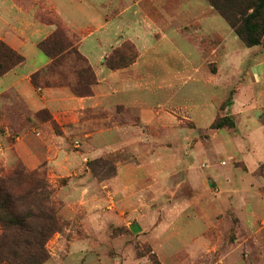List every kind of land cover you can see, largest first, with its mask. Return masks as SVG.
<instances>
[{
  "label": "rangeland",
  "instance_id": "1",
  "mask_svg": "<svg viewBox=\"0 0 264 264\" xmlns=\"http://www.w3.org/2000/svg\"><path fill=\"white\" fill-rule=\"evenodd\" d=\"M70 1L0 0L22 77L49 62L37 45L57 29L85 59L80 48H110L97 69L87 59L103 106L58 121L40 111L47 126L23 136L35 113L0 98V171H38L66 225L44 264H264V39L247 48L208 0H73L85 28L71 30L56 10ZM124 23L149 26L136 36ZM73 66L51 80L63 86L34 89L74 95Z\"/></svg>",
  "mask_w": 264,
  "mask_h": 264
},
{
  "label": "trees",
  "instance_id": "2",
  "mask_svg": "<svg viewBox=\"0 0 264 264\" xmlns=\"http://www.w3.org/2000/svg\"><path fill=\"white\" fill-rule=\"evenodd\" d=\"M247 48L261 45L264 39V0H208ZM38 48L50 64L31 76L39 88L60 87L51 82L57 69L67 60L73 62L68 86L75 96L93 97L94 71L78 48L57 29ZM25 62V57L0 40V78ZM53 191L44 176L18 164L0 171V263L44 264L50 258L46 244L66 225L58 218Z\"/></svg>",
  "mask_w": 264,
  "mask_h": 264
},
{
  "label": "crops",
  "instance_id": "3",
  "mask_svg": "<svg viewBox=\"0 0 264 264\" xmlns=\"http://www.w3.org/2000/svg\"><path fill=\"white\" fill-rule=\"evenodd\" d=\"M69 3H71V7H72L70 13L68 12V10L66 11L62 9L60 2H57L56 10L58 12V15L71 30H79V29L85 28V26L78 25V22H77V17L80 16V13H81L78 10L79 5H73L74 3L73 0H71ZM139 3L140 2H138L137 4L140 7ZM137 15H138L137 19L141 21H145L144 19H148V16L146 15V13H144L142 9L140 8H139ZM89 18L90 17L87 16L85 21H87ZM9 20L10 19L8 18V21ZM110 26L111 25L108 24L106 28H109ZM147 26L149 25H146L144 27L137 25L136 28L135 27L130 28L128 25L124 23L123 30L120 29V31H125L126 33H128V35L134 34L136 36H141L142 34H144L142 32V29L147 28ZM44 29L47 30L48 32L50 28H48V26H45ZM174 30L178 32L176 30V27H174ZM41 32H42V29L40 31H37L35 34L37 35V34H40ZM5 34L6 35L4 37H0V39L5 41L15 51L20 52L19 51L20 47L23 46L22 40L19 39L18 37H15V35H12L9 31H7ZM109 49L110 48H80L81 52L85 55V57L89 60L90 64L95 69H97L98 66H100L102 59L104 58V54H106L109 51ZM49 63H50V60L43 69L28 73L23 77L18 75L16 72L17 69L19 68L18 66L17 68H15L14 70L10 71L9 73H7L6 75L0 78V83L1 81L8 79L9 77L13 78L12 81H10L6 87H2L0 85V98L2 95L6 93L12 94V97L18 101H21V103L23 104V108L27 109L28 112H30V114L35 113L34 122L36 121L37 125H34V122H29L28 119H26L25 117L24 126H27V130L23 129L22 131L24 132L23 136L25 133L28 134V132L31 129H35L39 127H41L40 129H42L44 126H47V123L41 122L39 121V118H37L36 114L39 113L40 111H43V110L49 111L51 116L56 121H58L60 120V117L64 114H65L64 117L65 116L75 117V116L80 115L83 110H92V109L98 108L99 106H103V103L101 100L107 96V93H104L103 91H101L102 89H101V86L99 85L97 86V89H96V95L93 97H87V98L75 97L74 95H72V93L69 90L64 89V88H45V89H38V90L34 89L31 83V76L37 72L45 70ZM116 75H118V73H113L112 77ZM121 83H122L121 85H126L129 82L122 81ZM22 84H26V86L24 87L25 89L23 91L20 90L19 88ZM98 89H101V90L99 91ZM33 93H37L38 100L35 99L34 97L30 99V96L32 97V95H34ZM35 102L37 103L36 106L34 105ZM20 114L23 115V113H20ZM19 140H20L19 147L22 151V155L24 153V155L28 157V155L26 154L27 152H29V150L26 148L28 145L22 144L21 138H19ZM23 141L24 140L22 138V142ZM33 159L34 161L32 160V162L34 164L37 161H36V158L33 157Z\"/></svg>",
  "mask_w": 264,
  "mask_h": 264
}]
</instances>
